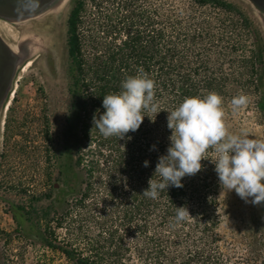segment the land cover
<instances>
[{
	"label": "trees",
	"instance_id": "1",
	"mask_svg": "<svg viewBox=\"0 0 264 264\" xmlns=\"http://www.w3.org/2000/svg\"><path fill=\"white\" fill-rule=\"evenodd\" d=\"M67 24L64 120L56 130L51 115L43 121L47 180L56 170L58 192L47 194L41 209L34 202L10 206L16 232L21 213L42 245L69 264H225L222 189L211 150L182 188L170 186L158 199L143 191L170 146L167 111L185 97L216 92L226 105L246 95L264 119L261 25L229 0H73ZM139 68L154 80L161 112H145L123 140L92 132L103 97L119 93ZM176 207L190 216L177 222ZM249 249L264 256L261 240Z\"/></svg>",
	"mask_w": 264,
	"mask_h": 264
},
{
	"label": "rangeland",
	"instance_id": "2",
	"mask_svg": "<svg viewBox=\"0 0 264 264\" xmlns=\"http://www.w3.org/2000/svg\"><path fill=\"white\" fill-rule=\"evenodd\" d=\"M229 1L257 19L264 32V7L252 0ZM72 8L73 0H50L25 20L0 18V35L12 51L14 70L6 97L0 103V264H69L60 252L42 245L36 237L38 228L21 213L18 216L23 227L17 233L13 215L8 211L12 205L17 210L16 205L29 207L33 202L41 209L47 205L46 195L58 192L52 190L56 170L51 171V181L47 180L43 121L45 114L51 115L56 130L64 120L63 68ZM248 98L247 106L236 112L231 103L223 105L226 126L231 133L246 130L250 137L264 139V119L255 110V99ZM220 198L223 219L219 234L224 263L254 264L257 257V264H264V256L253 257L249 249L255 240L264 243L261 204L245 202L235 191L220 194ZM130 264L141 262L133 260Z\"/></svg>",
	"mask_w": 264,
	"mask_h": 264
},
{
	"label": "clouds",
	"instance_id": "3",
	"mask_svg": "<svg viewBox=\"0 0 264 264\" xmlns=\"http://www.w3.org/2000/svg\"><path fill=\"white\" fill-rule=\"evenodd\" d=\"M248 102L246 95L233 97V112L246 107ZM222 105L223 97L209 92L203 98L185 97L176 108L167 111V127L172 133L170 146L167 154L159 157L154 177L143 191L144 197L158 199L170 186L182 188V179L199 173L203 167L201 161L209 159L206 157L211 150L214 158L209 160L215 165L221 196L235 191L245 202L254 205L264 202V139L250 137L246 130L231 133ZM103 108L102 114L98 110L93 116L92 132L98 130L105 138L125 139L129 132L141 127L145 112L156 115L161 112L155 102L154 80L139 68L137 75L121 82L119 93L103 97ZM144 166L148 167L149 162L145 161ZM157 176L159 180L155 179ZM189 216L186 207H176L177 222Z\"/></svg>",
	"mask_w": 264,
	"mask_h": 264
},
{
	"label": "water",
	"instance_id": "4",
	"mask_svg": "<svg viewBox=\"0 0 264 264\" xmlns=\"http://www.w3.org/2000/svg\"><path fill=\"white\" fill-rule=\"evenodd\" d=\"M260 7H264V0H252ZM27 1L12 0L11 6L21 8L27 5ZM13 54L7 43L0 35V103L6 97L11 78L13 76ZM57 188L58 185L56 184Z\"/></svg>",
	"mask_w": 264,
	"mask_h": 264
},
{
	"label": "flooded vegetation",
	"instance_id": "5",
	"mask_svg": "<svg viewBox=\"0 0 264 264\" xmlns=\"http://www.w3.org/2000/svg\"><path fill=\"white\" fill-rule=\"evenodd\" d=\"M27 1V0H22ZM27 5L21 8H16L11 6L12 0H0V18L7 21H21L28 17H31L35 13V9L39 7L44 2H49L50 0H28ZM55 0H51L53 2Z\"/></svg>",
	"mask_w": 264,
	"mask_h": 264
},
{
	"label": "bare ground",
	"instance_id": "6",
	"mask_svg": "<svg viewBox=\"0 0 264 264\" xmlns=\"http://www.w3.org/2000/svg\"><path fill=\"white\" fill-rule=\"evenodd\" d=\"M28 64L30 65V63H28ZM29 65H28V66H29Z\"/></svg>",
	"mask_w": 264,
	"mask_h": 264
}]
</instances>
